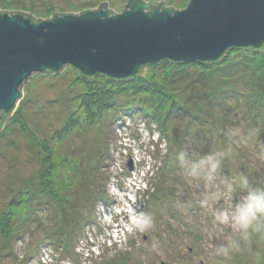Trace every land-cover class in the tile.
<instances>
[{
  "label": "rangeland",
  "instance_id": "obj_1",
  "mask_svg": "<svg viewBox=\"0 0 264 264\" xmlns=\"http://www.w3.org/2000/svg\"><path fill=\"white\" fill-rule=\"evenodd\" d=\"M102 2L128 4L0 0V10L37 20ZM238 49L131 80L66 66L25 82L0 130V264H264V224L216 218L241 203V180L264 187V49ZM209 156L220 162L210 179L206 164L193 172Z\"/></svg>",
  "mask_w": 264,
  "mask_h": 264
},
{
  "label": "water",
  "instance_id": "obj_2",
  "mask_svg": "<svg viewBox=\"0 0 264 264\" xmlns=\"http://www.w3.org/2000/svg\"><path fill=\"white\" fill-rule=\"evenodd\" d=\"M108 4L37 20L0 10V130L35 74L71 66L88 78L121 80L166 60L210 64L234 48L264 47V0H189L183 10L128 0L121 13Z\"/></svg>",
  "mask_w": 264,
  "mask_h": 264
},
{
  "label": "clouds",
  "instance_id": "obj_3",
  "mask_svg": "<svg viewBox=\"0 0 264 264\" xmlns=\"http://www.w3.org/2000/svg\"><path fill=\"white\" fill-rule=\"evenodd\" d=\"M219 160L214 156H209L206 160L199 164L193 165V172L197 173L203 169L204 165L208 166L207 178H211L219 168ZM241 189L246 192L240 204L235 206V212L232 213L230 209L219 210L216 213V218L221 223H228L231 221L232 227L259 230L260 226L264 224V187H254L248 184L246 180H241ZM227 191H233V185L228 183L226 185Z\"/></svg>",
  "mask_w": 264,
  "mask_h": 264
},
{
  "label": "trees",
  "instance_id": "obj_4",
  "mask_svg": "<svg viewBox=\"0 0 264 264\" xmlns=\"http://www.w3.org/2000/svg\"><path fill=\"white\" fill-rule=\"evenodd\" d=\"M160 5L162 6L163 9H167V7H166L164 4H158L157 6H160ZM153 9H155L154 4L150 7L149 10H153ZM98 10H102V8H99ZM108 11H109L110 13H113L111 10H108ZM55 16H56V15H54V17H55ZM29 17H31V16H29ZM54 17H53V18H54ZM31 18H32L33 20H35L33 17H31ZM240 49H246V50H249V49H250V50H254V49H252V48H248V49H247V48H240ZM263 49H264V47L261 48V49H259V50H263ZM231 50H239V49H238V48H234V49H231ZM231 50H230V51H231ZM224 57H225V56H224ZM175 64H178V63H175ZM198 64H200V63H198ZM203 64L205 65V64H208V63H203ZM179 65H187V64L182 63V64H179ZM209 65H210V64H209ZM136 77H140V75H138V76L136 75ZM131 78H132V77H131ZM131 78H129L128 80H131ZM107 79L110 80L109 78H107ZM113 81H115V80H113ZM115 82H119V81H115ZM146 83H147V82H146ZM119 86H120V84H119ZM147 88H148V86H147ZM162 92L164 93V90H163ZM7 117H8V116H4L3 119L6 120ZM3 125H4V123H3ZM3 127H4V126H3Z\"/></svg>",
  "mask_w": 264,
  "mask_h": 264
}]
</instances>
